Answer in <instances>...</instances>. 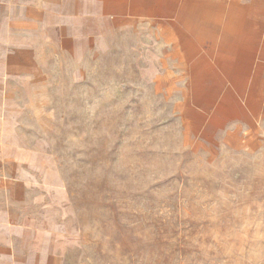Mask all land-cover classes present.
<instances>
[{"label": "rangeland", "instance_id": "obj_1", "mask_svg": "<svg viewBox=\"0 0 264 264\" xmlns=\"http://www.w3.org/2000/svg\"><path fill=\"white\" fill-rule=\"evenodd\" d=\"M153 35L129 23L62 48L32 43L14 100L46 166L30 213L48 253L62 264H264V105L257 121L198 112Z\"/></svg>", "mask_w": 264, "mask_h": 264}, {"label": "crops", "instance_id": "obj_2", "mask_svg": "<svg viewBox=\"0 0 264 264\" xmlns=\"http://www.w3.org/2000/svg\"><path fill=\"white\" fill-rule=\"evenodd\" d=\"M129 23L166 43L198 112L221 121L262 113L264 0H0V264H62L48 253L45 222L30 213L46 197V166L32 159L40 152L15 112L14 82L29 79L32 43L62 48Z\"/></svg>", "mask_w": 264, "mask_h": 264}]
</instances>
